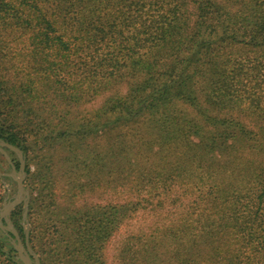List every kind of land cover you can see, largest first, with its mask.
I'll use <instances>...</instances> for the list:
<instances>
[{
    "label": "trees",
    "instance_id": "obj_1",
    "mask_svg": "<svg viewBox=\"0 0 264 264\" xmlns=\"http://www.w3.org/2000/svg\"><path fill=\"white\" fill-rule=\"evenodd\" d=\"M261 70L264 0H0V139L23 151L41 264H107L105 243L140 194L148 202L162 187V208L174 186L170 201L182 208L128 237L122 263L264 264ZM122 80L126 91L94 112H71ZM108 128L120 132L107 146L87 141ZM145 134L143 152L157 149L140 158ZM32 143L50 157L69 151L59 194L55 163L30 171ZM102 177L116 203L73 208ZM123 191L138 201L121 203ZM6 248L0 241V257L22 264Z\"/></svg>",
    "mask_w": 264,
    "mask_h": 264
},
{
    "label": "rangeland",
    "instance_id": "obj_2",
    "mask_svg": "<svg viewBox=\"0 0 264 264\" xmlns=\"http://www.w3.org/2000/svg\"><path fill=\"white\" fill-rule=\"evenodd\" d=\"M264 72V70H261ZM127 89V82L126 80H122L114 85H112L110 87V89L106 90L104 93H101L100 95H96L93 98H91V100L82 103L81 105L73 108L71 110V112H73L75 114V116L77 118H81L82 115H85L86 113H92L94 112V110H96L102 103L104 98L108 95L111 94L113 92H121L124 93ZM237 113H239L240 115H236L238 116V118L241 121H244L249 128H251V121H249V118L243 116L242 114L244 113H240V111L238 110H234ZM77 113H80L81 116H78ZM73 114V115H74ZM120 132L119 130L113 129L111 130V128H108V132H104L101 133L99 131V135L94 137V136H90L89 139L87 141H91L93 143L96 144V142L100 145L103 146H107V144L111 141V138L115 135V133ZM126 135V134H125ZM128 137H132V135H127ZM138 135H136L137 137ZM149 139V136L147 134H145V136L143 138H141L139 140V143L137 145V151L139 154L140 158L141 156H149V154L152 152L154 153V151L157 149V147H153L151 152H143V145H141L144 141H147ZM3 140V139H0ZM4 141V140H3ZM96 141V142H95ZM11 144V143H10ZM14 145V144H11ZM15 146V145H14ZM57 148L60 149L61 145L59 143H57ZM32 150H30L29 154H28V160L29 162V168L30 171H36L37 168H42V164L45 163L47 164L49 162L51 163H55L52 167L54 169V171L58 174H61L62 177H60L59 181H58V187L56 189V193L59 194V187H62L63 184L65 182H67V178L69 176V174L67 173L66 175H64V169L62 168L63 164H65V162L60 158L63 156V154H67L69 153V151H65L63 152V154L59 157H57V154L53 155L50 157L51 153L49 151H47V147L42 148L41 145H37V144H33L32 143ZM3 151H0V211L6 206L8 205L11 201H13L16 198L17 195V183L16 181L10 176V175H6V173H11L12 172V166L9 163L7 157L12 161V163L15 166V170H18V166H16V162H19V156L18 154L7 148L2 146ZM43 157H45L43 159ZM56 157V158H53ZM148 162H156V159H154V157H149L148 158ZM55 161V162H54ZM149 163H147L149 166L152 167V165H150ZM26 172V170H25ZM27 172L25 174V179H24V186L26 188V191L28 192V198H26V201H21L19 204H17L9 213L8 218L10 220V223L13 227H15L14 222L11 218V213L17 208H19L18 206H20V212L18 211L19 215V225L22 227L23 229V233H24V238H23V242L27 244L28 248L30 249V251L32 252V259L35 260H39L40 264V258H39V254L37 253V251L35 250V248L33 247V245L36 243L35 241V236H33L32 234H30V231L32 229V226L34 227V231L36 230L35 225H37L38 219L35 215V213H33L32 216V221L33 223H31L30 221V217H29V203L31 200V197L33 195H35V191L33 190V188L31 189V187H29V185L27 184L26 178H27ZM79 180L83 181L84 177L79 176ZM93 183L96 182H92L91 184H88V186H83L82 191L78 192V194L74 197V206L73 208H84L83 206H89L92 207L96 204H108L109 202L112 203H116L115 201H113V199H115L116 197H111L112 194H114L113 192L109 191V188L106 184L105 178L102 177L101 180L98 182V184L96 183V185H94ZM34 186V184H33ZM159 186H161V183L159 184ZM170 188V187H169ZM173 189H171L170 191V195H168L164 199V206H162V208H158L157 204H158V199L160 197H162L161 192H163L162 187H159V190L161 191V195L160 193L155 195V198H150L148 200V202L144 201V198H148L149 196H147V193H141L140 196L143 198L141 205L137 207L136 212L131 213L130 216H128V218H125L120 229L115 232L112 237L110 238V240L105 243V248L103 250L104 253V258L105 261L107 262V264H124L122 263V260L119 258V249L122 246V243L124 241H126V239L130 236H136V234L140 233L141 231L144 232H149L150 227L158 222L160 223V217L164 216L167 213H175L177 212V210L181 209L182 207H178L177 205H174L171 203V199L175 198L178 194L179 191L177 190V186L172 187ZM31 191H32V196H31ZM109 191V192H108ZM127 195H133V201H136V192L133 193H126L125 191L121 192L120 197L121 198V203L124 202H128L129 200V196ZM158 195H160L158 197ZM171 196V197H169ZM189 197V196H188ZM132 198V197H131ZM140 198V199H142ZM188 198L184 201L187 203ZM138 201V200H137ZM156 207V209H155ZM159 211V213L157 212ZM2 224L6 225V221L3 219L2 220ZM16 229V228H15ZM17 230V229H16ZM18 231V230H17ZM19 233V232H18ZM134 241V243H137V237H133L132 239ZM0 241L1 243L4 244L5 247L9 248V244L13 247L12 243H11V239L6 235L5 231H3L0 228ZM6 248V250H7ZM207 248V247H206ZM14 249V247H13ZM173 249H176V247H173ZM164 250V248H163ZM15 254H14V260H18L22 263V261L20 259L17 258L18 254L16 252V250L14 249ZM210 252V249H206V252L203 251L200 258H204L206 259L208 254ZM175 253V252H174ZM174 253L171 255L172 259H174ZM167 257V255H161L160 258V263L164 262L163 258ZM213 257L214 256L213 254ZM1 261L0 264H8L7 263V259L5 258V256H1L0 257ZM23 264V263H22Z\"/></svg>",
    "mask_w": 264,
    "mask_h": 264
},
{
    "label": "water",
    "instance_id": "obj_3",
    "mask_svg": "<svg viewBox=\"0 0 264 264\" xmlns=\"http://www.w3.org/2000/svg\"><path fill=\"white\" fill-rule=\"evenodd\" d=\"M2 146L7 147L18 154L19 167L18 170H15L14 164L7 157L9 163L12 166V172L6 173V175L7 174L10 175L16 181L17 195L13 201H11L0 211V228L3 231H5L6 235L11 239V243L18 254L17 258L20 259L23 264H40L39 260L32 259V252L28 248L27 244L22 241L18 231L15 229V227L11 225L10 220L8 218V215L11 212V210L21 201L24 200L26 201V198H28L29 195L24 186V179L26 172H25V159L23 158V151L17 146L11 145L10 143L0 140V151H3ZM3 219L6 221L7 223L6 225L2 224Z\"/></svg>",
    "mask_w": 264,
    "mask_h": 264
}]
</instances>
